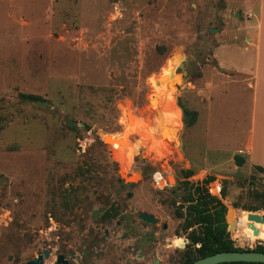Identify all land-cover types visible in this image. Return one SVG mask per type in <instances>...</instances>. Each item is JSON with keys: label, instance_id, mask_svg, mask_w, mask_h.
Masks as SVG:
<instances>
[{"label": "rangeland", "instance_id": "374dc122", "mask_svg": "<svg viewBox=\"0 0 264 264\" xmlns=\"http://www.w3.org/2000/svg\"><path fill=\"white\" fill-rule=\"evenodd\" d=\"M261 25L264 0H0V264L35 238L46 205L125 191L117 178L133 182L141 159L170 177L213 176L212 195L234 210L223 220L233 243L264 246L242 217L264 214ZM257 65L256 98L243 71ZM179 103L197 112L192 126Z\"/></svg>", "mask_w": 264, "mask_h": 264}, {"label": "flooded vegetation", "instance_id": "af4514ba", "mask_svg": "<svg viewBox=\"0 0 264 264\" xmlns=\"http://www.w3.org/2000/svg\"><path fill=\"white\" fill-rule=\"evenodd\" d=\"M125 151L115 154L122 173L130 159ZM138 165L133 182L123 183L117 178L118 185L127 187L125 191L120 187L94 189L91 198H84L94 203H74L72 197L46 205L35 238L26 237L19 248L11 246L5 264H194L220 252L221 200L207 186L213 176L199 179L192 171L183 170L180 176L173 173L170 177L161 174V168L149 171L143 159ZM210 177L212 180H208ZM213 188L220 192L219 186ZM69 192L70 196L74 193ZM131 198L133 204L128 203ZM247 213L246 228H260L259 221H253L250 211ZM223 235L242 251H258L261 245L248 241L244 246L234 244L226 225ZM254 235V240L264 238L263 234Z\"/></svg>", "mask_w": 264, "mask_h": 264}, {"label": "water", "instance_id": "95a60500", "mask_svg": "<svg viewBox=\"0 0 264 264\" xmlns=\"http://www.w3.org/2000/svg\"><path fill=\"white\" fill-rule=\"evenodd\" d=\"M179 66L182 68L183 64L180 63ZM183 73H177V77H175V81L182 82L183 81ZM173 90L176 88V85L173 82ZM175 91V90H174ZM34 103L41 106L48 105V101L46 100H34ZM69 126H74L76 129H79L81 124H78L76 121L67 118L66 120ZM103 134V133H101ZM104 146H108L107 142H102ZM80 149V148H79ZM233 208L229 207L226 212V218L230 217V212H232ZM250 219L253 221H259L264 223V214L258 215L256 212L250 211ZM234 220L228 221V230L233 229L234 227ZM251 229H253V233L257 234L258 229L255 228L253 225H250ZM261 262L264 263V252L262 251H255V250H228V251H220L214 253L213 255L206 256L203 259L197 261L194 264H214L219 262Z\"/></svg>", "mask_w": 264, "mask_h": 264}, {"label": "trees", "instance_id": "16d2710c", "mask_svg": "<svg viewBox=\"0 0 264 264\" xmlns=\"http://www.w3.org/2000/svg\"><path fill=\"white\" fill-rule=\"evenodd\" d=\"M19 96L26 99V100H30V101L44 100L39 95L32 94V93H19ZM179 105H180L182 112H183V115L185 117L186 126H192L193 124H195L196 119H197V112L193 109L188 108L187 106H185L182 103H179ZM235 158H236L237 165H241L244 162L242 157L236 156ZM255 169L260 171V172H264V167H262L260 165H255ZM208 180H212V177H210V179H208ZM212 200H213V197H212ZM218 202L220 205L219 220L221 222L220 247L218 248V250L219 251H222V250H239V248L233 247L232 241L230 239L225 238V236L223 235V230H224L223 218H224L225 206L221 201H218ZM256 213H259V212H256ZM256 250L264 252V246L258 245ZM252 264H264V263L252 262Z\"/></svg>", "mask_w": 264, "mask_h": 264}, {"label": "crops", "instance_id": "0c3cea01", "mask_svg": "<svg viewBox=\"0 0 264 264\" xmlns=\"http://www.w3.org/2000/svg\"><path fill=\"white\" fill-rule=\"evenodd\" d=\"M254 36H255L254 38H256V40H257V44L255 45V47H256V50L258 52V51H260L262 49L261 48L262 47V42L264 40L263 25H261L260 28L258 30H256V34H254ZM244 70H245V72L243 71V73H245V75H247V77L245 78V80H247V86L250 85L249 88H251L253 90V96L257 98L258 93H259L258 88H259V81H260L258 65L255 67L254 71L251 70V69L248 71V68H245ZM248 72H250V74H252L251 78H252L253 82L248 83ZM252 139H253V136L251 135V147H252V150H253ZM252 150L250 148L248 152L250 154H252ZM262 167H264V166H262Z\"/></svg>", "mask_w": 264, "mask_h": 264}, {"label": "bare ground", "instance_id": "6f19581e", "mask_svg": "<svg viewBox=\"0 0 264 264\" xmlns=\"http://www.w3.org/2000/svg\"><path fill=\"white\" fill-rule=\"evenodd\" d=\"M169 86L172 87V83H170ZM172 88H173V87H172ZM233 213H234V210H232V212H230V217H232ZM242 217H244L245 219H247V217H248V213H247V211H243V212H242ZM238 219H240V220H238V221L241 222V223L244 225V223H245L244 219H242V218H238ZM259 227H264V223L259 222ZM238 228H239V227H238ZM235 230H236V229H235ZM245 233H246V235H249V236H250L251 240H254V239H255V235L251 232V227H250V226H248V227L245 229ZM263 235H264V234H263ZM245 237H247V236H245ZM240 240H241V239H240ZM251 243H252V242H251ZM247 244H248V243H247Z\"/></svg>", "mask_w": 264, "mask_h": 264}]
</instances>
